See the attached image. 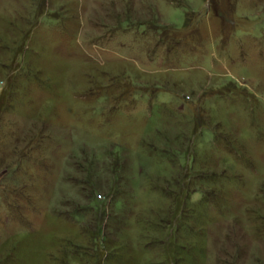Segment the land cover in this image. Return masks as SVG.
<instances>
[{
	"label": "rangeland",
	"instance_id": "1",
	"mask_svg": "<svg viewBox=\"0 0 264 264\" xmlns=\"http://www.w3.org/2000/svg\"><path fill=\"white\" fill-rule=\"evenodd\" d=\"M0 264H264V0H0Z\"/></svg>",
	"mask_w": 264,
	"mask_h": 264
}]
</instances>
